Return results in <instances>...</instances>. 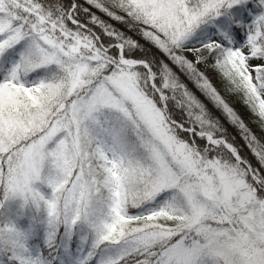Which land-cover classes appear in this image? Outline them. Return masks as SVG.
Returning <instances> with one entry per match:
<instances>
[{"label": "rangeland", "instance_id": "obj_1", "mask_svg": "<svg viewBox=\"0 0 264 264\" xmlns=\"http://www.w3.org/2000/svg\"><path fill=\"white\" fill-rule=\"evenodd\" d=\"M226 1L196 0L195 9L187 6L188 0L135 3L157 30L159 42L181 54L183 44L193 36L199 37L194 42L195 49L205 55L225 43L212 25L204 34L206 38L197 35L206 24L216 22L227 30L229 44L241 59L251 83H257L249 61L264 56L253 39L240 41L233 32L231 17L219 13L226 7ZM233 1L237 0H229V4ZM16 6V0H0V61L7 63L6 73L25 92L32 107L0 108V169H4L7 177V204L15 211L28 208L33 215L42 212L47 233L61 216L67 229L75 230L78 238L88 234L93 241L116 238L121 232L115 223L116 213L104 207L109 199L101 202L94 182L88 181L89 162L96 157L115 171L118 159L133 162L127 154L134 150L144 177H133L129 185L136 186L138 180L144 179L147 192L144 201L150 202L134 216L148 221L152 212L174 198L190 211V217L177 218L186 225L183 237L173 230L156 229L128 236V240L115 246L116 250L130 251L177 235V241L163 253V264H197L201 259L215 264H251V241L258 235L262 238L259 251L264 256V197L259 199L258 192L263 178L257 165L243 157L224 136L171 119L169 100L155 83V73L146 60L126 57L123 43L115 45L116 56L109 48L99 51L90 34L77 31L85 25L71 14L66 17L69 25L66 27L72 29L67 37L56 31L54 21H60L54 17L22 27L12 11ZM249 31L257 32L253 22ZM50 66L63 69L68 78L59 98L43 106L39 95L42 80L30 71H45ZM224 69L227 68L220 62L208 60L199 68L213 78L234 108L236 120L230 123L248 130L264 148V130L260 126L264 88L260 91L258 108L249 106L243 94L237 93L224 78ZM163 83L171 84L168 78H163ZM95 114L99 120H95ZM115 123L121 129L114 128ZM230 128L235 133L233 126ZM127 131L135 139L131 149L130 140L125 137ZM85 134L93 138L107 135L113 145H99L92 155ZM196 138H200L198 145ZM220 148L227 151L230 159H226V154L215 153ZM254 162H258L255 157ZM129 165L132 174L137 165ZM125 175L119 172L111 187L112 202L119 198L122 201ZM38 191L46 199L41 210L38 204L36 208L31 204L37 202ZM20 228L26 241L19 264H40L42 251L36 243L27 241L26 229Z\"/></svg>", "mask_w": 264, "mask_h": 264}, {"label": "trees", "instance_id": "obj_2", "mask_svg": "<svg viewBox=\"0 0 264 264\" xmlns=\"http://www.w3.org/2000/svg\"><path fill=\"white\" fill-rule=\"evenodd\" d=\"M135 1L16 0V7L18 8L13 10L14 7H12V11L18 17L19 24L25 28L36 23L37 20H46L49 17L57 18L60 22L54 21V23L57 24L56 28L58 29L56 31L59 32L61 37H67V32L72 30L66 27L68 25L66 17L71 14L85 25V28H79L77 31L90 34L95 40L99 51L109 48L113 56H116L117 52L115 45L123 43L126 57L146 60L151 70L155 73V83L159 87L161 86V92L169 100L171 119L187 126L191 125L201 130L211 131L218 136H224L243 157L248 159L252 164L257 165L260 176L263 178V183L259 186L260 189H258L260 193L259 199L264 197V148L258 138L253 139L251 133L249 135V131L241 128L237 123H233L232 125L235 133L231 128L225 130V128L218 126L219 121L214 117H205L197 108L188 104L181 90L174 87V81L165 75L163 66L166 64V60L156 47L158 43L162 44L159 42L158 32L151 26L150 19L137 7ZM187 4L191 9H195L198 5L196 0H188ZM224 4L226 7L223 6L224 8L219 13L231 17L234 25L233 32L236 36L240 41H245L248 38L253 39L258 45L261 55L264 56V0H237L230 4L229 0H227ZM25 14H32L36 18L28 17ZM205 22H208V20ZM251 22L257 27V32L254 34H251L249 31V24ZM206 25L207 27H202L204 30H201L197 35H201V38H206L207 36L204 34L207 29H211L210 25H212V28L217 30L225 41V43L218 44L211 51L214 53V57L208 61H218L227 68L230 73L227 81L231 82L232 88L237 93L243 94L244 101L249 106L251 105L257 109L258 103L261 101L260 91L261 88H264V79L257 78V83H251L244 72L241 59L229 44L227 30L213 21H211V24ZM237 31L239 35H237ZM172 48H168L171 50L168 55L174 58L177 51L176 48ZM179 54L181 53L179 52ZM6 64L2 60L0 61V108L11 110L12 108L28 109L32 107V103L21 87L19 85L17 87V85L12 83L11 75H8L5 70L6 68L8 69V67H5ZM31 73L38 75L42 80L43 89L39 95L43 106L48 101L59 98L62 86L65 85L68 78L66 71L59 67L57 68V66H50L45 71L34 70L30 71ZM163 78H168L171 84L165 85ZM202 117L209 120L202 119ZM94 118L95 120H99L98 114H95ZM260 126L264 130L263 115L261 116ZM104 127L108 129L109 126L104 125ZM114 128L121 129L118 123H115ZM128 131L125 137L130 140L128 145L131 149L135 144V139ZM84 140L86 145L90 147L92 155L94 154L93 151L96 152L99 145H113L111 137L107 135L93 138L85 134ZM195 141L197 142L196 145L200 144V138H196ZM214 151L220 156L226 154V159H230L225 149L220 148ZM135 154L136 151L134 150H130L127 154V158L129 157V160H132L134 163L131 161L124 162L125 158H117V169L115 171L110 169L105 163L99 162L96 157H93L89 162L90 167L88 168L87 179L94 182L96 194L101 202L109 199L104 207L108 208L112 213H116L115 223L121 229L116 238L107 237L100 241H93L90 234L84 238H78L75 230L70 232L67 229L61 216L54 220L53 227L51 226L50 232L47 233L42 212L36 211L33 215L28 208H20L19 212L16 213L12 206L7 204V177L4 169L1 168L0 264H19L24 257V234L20 232V228L16 225V222L27 227V235L30 238L29 242L32 244L36 243L42 251L40 264H163V253L171 247L173 241H177L179 238L177 235L153 244L135 247L130 251L115 249V246L120 244V242L128 240V236L145 234L156 229L173 230L183 237V227H186V225L179 223L177 218L181 217L187 220L190 217V211L175 201L174 198H171L162 205L161 209L152 212L148 216V221H142L140 217L134 216L150 205V202L144 201L147 194L143 186L144 179L138 180L136 186L129 185L133 177L139 178L144 174L141 164L137 159L138 156ZM253 156L258 162H254ZM131 157L133 158L131 159ZM125 163L127 164L126 168L124 166ZM129 164L137 165L135 172L132 174ZM119 172L126 174L127 183L126 185L122 184V201L119 198L117 202H112L113 192L111 187L114 185L115 179L118 178ZM38 193L37 202L31 201V204L35 208L38 204L39 210H41L46 205V199L40 191ZM253 240V242L251 241L252 250L250 251L253 259H251V264H264V256L259 251L261 249L262 238L257 235V238ZM197 264L215 263L207 259H201Z\"/></svg>", "mask_w": 264, "mask_h": 264}, {"label": "snow or ice", "instance_id": "obj_3", "mask_svg": "<svg viewBox=\"0 0 264 264\" xmlns=\"http://www.w3.org/2000/svg\"><path fill=\"white\" fill-rule=\"evenodd\" d=\"M237 35H239L238 31ZM197 39L198 36H193L187 40L183 44V53L177 52L174 58L168 55L171 50L165 45L158 43L156 47L166 60L163 66L165 75L174 81V87L181 90L188 104L197 108L203 116L214 117L219 121L218 126L227 130L232 127L230 122L236 120L235 110L225 100L213 78L199 70L200 65L213 59L214 53L208 52L206 55L198 53L194 45ZM177 48H179L178 43ZM249 63L252 66L253 76L264 79V59L254 58ZM223 76L225 79L230 76L227 69L223 70Z\"/></svg>", "mask_w": 264, "mask_h": 264}, {"label": "water", "instance_id": "obj_4", "mask_svg": "<svg viewBox=\"0 0 264 264\" xmlns=\"http://www.w3.org/2000/svg\"><path fill=\"white\" fill-rule=\"evenodd\" d=\"M132 63H137L136 61L134 62V61H131ZM144 64H145V62H144ZM208 138H211L210 136L208 137Z\"/></svg>", "mask_w": 264, "mask_h": 264}]
</instances>
